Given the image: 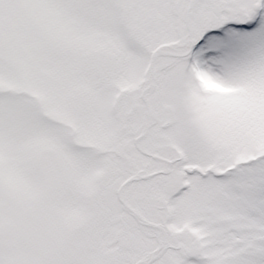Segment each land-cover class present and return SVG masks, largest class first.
Instances as JSON below:
<instances>
[{
    "label": "snow or ice",
    "instance_id": "snow-or-ice-1",
    "mask_svg": "<svg viewBox=\"0 0 264 264\" xmlns=\"http://www.w3.org/2000/svg\"><path fill=\"white\" fill-rule=\"evenodd\" d=\"M0 264H264V0H0Z\"/></svg>",
    "mask_w": 264,
    "mask_h": 264
}]
</instances>
